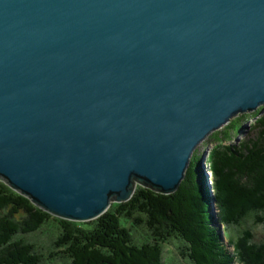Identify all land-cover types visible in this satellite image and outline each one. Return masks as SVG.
<instances>
[{"label":"water","instance_id":"water-1","mask_svg":"<svg viewBox=\"0 0 264 264\" xmlns=\"http://www.w3.org/2000/svg\"><path fill=\"white\" fill-rule=\"evenodd\" d=\"M264 105V0H0V177L90 221L164 194Z\"/></svg>","mask_w":264,"mask_h":264},{"label":"trees","instance_id":"trees-1","mask_svg":"<svg viewBox=\"0 0 264 264\" xmlns=\"http://www.w3.org/2000/svg\"><path fill=\"white\" fill-rule=\"evenodd\" d=\"M253 117L256 136L225 144L213 133L219 141L205 160L211 191L198 152L174 192L140 188L90 221L55 216L0 181V264H48L27 236L51 221L59 230L56 254L68 264H168L162 245L172 235L189 243L193 264H264V235H256V227H264V105ZM231 130L242 131L239 118L225 126V139ZM136 212L146 216L154 241L133 238Z\"/></svg>","mask_w":264,"mask_h":264},{"label":"rangeland","instance_id":"rangeland-1","mask_svg":"<svg viewBox=\"0 0 264 264\" xmlns=\"http://www.w3.org/2000/svg\"><path fill=\"white\" fill-rule=\"evenodd\" d=\"M256 110L243 112L233 117V119L239 118V125L241 126L242 131L239 132V131L231 130L229 139H225L223 135V130L225 126L228 124L227 123L223 125L220 129L210 133L196 147L195 152H198V154L202 155L201 165L203 167V173L206 177V183L210 191L212 190L210 178L208 179V177H210V173L208 170V165L203 158L206 156V152L209 151L219 141V139L215 138L213 133L219 131L220 132L219 138L222 137L220 139L223 140V143L225 144L237 143L238 141H240L245 137L256 136V132H255L256 130L253 128V123L255 120L253 115ZM0 181L6 183V180L2 177H0ZM134 186L135 188L132 196L140 188H146V189L149 188V185L147 183L140 181L138 179L134 180ZM113 203H120V202H117L116 199L114 198L111 203V206L113 205ZM132 222L133 223H130L129 226H130L131 234L135 239V241L139 243L154 241V238L156 237L153 235V232L147 226L146 216L143 213L136 212L135 219H133ZM248 222L250 223V220H248ZM58 235H59V230L57 229V224L54 221H51L45 224L41 230L28 235L27 239L32 240L37 244V249H39L44 253V258H45L44 261H46L48 264H68V261L66 259L63 260V258L60 257L59 254H56V248L53 245V241L56 239ZM256 235L258 239H261V237H263L264 235L263 226L256 227ZM226 244L228 248L232 250V246L227 242ZM162 246H163V257L168 264H175V263L193 264V260L189 256V251H190L189 243L181 239L179 236L177 235L170 236L163 243Z\"/></svg>","mask_w":264,"mask_h":264},{"label":"clouds","instance_id":"clouds-1","mask_svg":"<svg viewBox=\"0 0 264 264\" xmlns=\"http://www.w3.org/2000/svg\"><path fill=\"white\" fill-rule=\"evenodd\" d=\"M195 152V151H194ZM208 151L206 152V155H207ZM194 154V153H193ZM204 161L206 160V156L203 158ZM206 162V161H205ZM210 173V172H209ZM211 178V173H210V177H208V179ZM211 188H212V185H211Z\"/></svg>","mask_w":264,"mask_h":264}]
</instances>
